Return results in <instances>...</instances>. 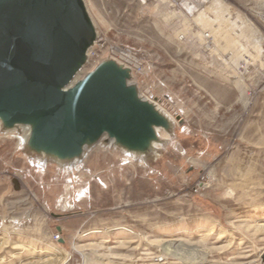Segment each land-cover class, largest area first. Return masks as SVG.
<instances>
[{"label":"rangeland","instance_id":"rangeland-1","mask_svg":"<svg viewBox=\"0 0 264 264\" xmlns=\"http://www.w3.org/2000/svg\"><path fill=\"white\" fill-rule=\"evenodd\" d=\"M83 1L144 61L131 77L156 98V145L102 134L39 163L48 150L1 119L0 264H264V0H209L190 18Z\"/></svg>","mask_w":264,"mask_h":264},{"label":"water","instance_id":"water-1","mask_svg":"<svg viewBox=\"0 0 264 264\" xmlns=\"http://www.w3.org/2000/svg\"><path fill=\"white\" fill-rule=\"evenodd\" d=\"M94 37L83 0H0L5 125L33 124L30 144L61 156L102 134L143 145L162 117L137 98L126 70L102 61L73 82Z\"/></svg>","mask_w":264,"mask_h":264},{"label":"built area","instance_id":"built-area-1","mask_svg":"<svg viewBox=\"0 0 264 264\" xmlns=\"http://www.w3.org/2000/svg\"><path fill=\"white\" fill-rule=\"evenodd\" d=\"M150 4H154L159 10L161 11H176L180 17L182 18H190L195 13H197L201 7L207 3L209 0H147ZM95 30V29H94ZM177 39L180 42H183L185 39L184 33H180L177 35ZM200 39H202L201 43H199L200 48H203L204 46H209L210 43V34L207 31H200ZM196 41V40H195ZM94 45H92V48L90 47V51L87 55V61L89 62L90 56L93 57V59H96L98 61L95 62H101L106 59V61L112 60L118 67H121L122 69L126 70L127 77L126 82L129 86L134 87L135 89V82L133 81V78L131 77V73L135 70H144V61L141 59L139 54L131 47L125 46L122 44H115V43H109L107 42V39L102 37L96 30H95V37L93 42ZM104 52H102V51ZM106 55H104V53ZM103 54V55H102ZM104 56V57H103ZM125 57H129L124 58ZM85 63V62H84ZM134 84V85H133ZM137 98L140 100H145L151 106L157 107V103L155 102L156 98L152 96V94L146 93V91L143 90L141 94L139 92H136ZM58 234L54 236V239H57Z\"/></svg>","mask_w":264,"mask_h":264},{"label":"bare ground","instance_id":"bare-ground-1","mask_svg":"<svg viewBox=\"0 0 264 264\" xmlns=\"http://www.w3.org/2000/svg\"><path fill=\"white\" fill-rule=\"evenodd\" d=\"M92 45H94V43H92L91 45H90V47L92 48ZM90 47H88V49H87V51H86V56H85V61L84 62H86L87 61V55H88V53H89V51H90ZM105 54V53H104ZM103 55V54H102ZM124 58H127V57H125L124 56ZM129 58V57H128ZM127 58V59H128ZM102 62V61H101ZM100 63V62H99ZM98 63V64H99ZM97 64V65H98ZM96 65V66H97ZM95 66V67H96ZM91 71V70H90ZM76 80H78L77 79V77H75V79H74V81L73 82H75ZM142 101H145V100H142ZM147 102V101H146ZM151 105V104H150ZM153 107V106H152ZM157 109V107H153V111L158 115V116H160L161 117V115L158 113V111L156 110ZM1 117H0V123H2V122H4L3 121V119H2V122H1ZM22 125H25L24 126V131H25V133H24V135H22L21 137H19L20 138V142H23V144H25V143H29L30 141H31V135H32V131H33V124H31V123H21ZM146 144V145H148V144H150L151 146H154V145H156V142L155 141H153V139L151 138V137H149V138H146V139H144L142 142H141V144ZM131 146H134V144H132ZM136 146H140V145H136ZM44 155H45V157L44 158H41L40 156H38V157H35V159H36V161L37 162H42V163H45L47 160H56V161H61L62 159V154H60L59 152H56L55 150H52V149H50L49 151H48V153H44ZM144 156H140V158L142 159ZM203 264V263H202ZM208 264V263H207Z\"/></svg>","mask_w":264,"mask_h":264}]
</instances>
